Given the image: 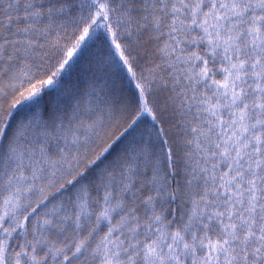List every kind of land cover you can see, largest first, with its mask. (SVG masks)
<instances>
[{
  "label": "snow or ice",
  "instance_id": "snow-or-ice-1",
  "mask_svg": "<svg viewBox=\"0 0 264 264\" xmlns=\"http://www.w3.org/2000/svg\"><path fill=\"white\" fill-rule=\"evenodd\" d=\"M0 264H264V0H0Z\"/></svg>",
  "mask_w": 264,
  "mask_h": 264
}]
</instances>
